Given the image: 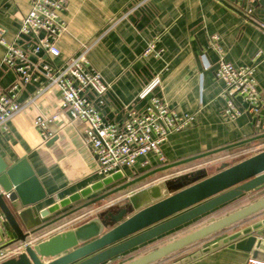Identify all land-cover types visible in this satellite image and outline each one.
<instances>
[{
    "label": "crops",
    "instance_id": "0c3cea01",
    "mask_svg": "<svg viewBox=\"0 0 264 264\" xmlns=\"http://www.w3.org/2000/svg\"><path fill=\"white\" fill-rule=\"evenodd\" d=\"M29 6V0H0V26L5 29L6 42H15L16 46L22 47L27 52L28 61L35 67L33 80L16 94L18 102L24 103L36 89L46 84L42 74L44 65L61 67L69 58L86 51L90 69L110 85L105 93L104 105L99 110L104 122L122 125L130 114L139 116L144 113L150 99L156 96L180 114L195 115L196 120L189 128L168 136L161 144L164 163L152 154L140 157L134 166L123 169V178L116 184L256 137L253 115L245 112L235 120L223 117L224 101L220 96L223 83L215 75L218 58L209 37H219L224 58L235 67L255 66L257 90L264 97V29L261 27V24L264 25V0H64L60 19L66 30L55 40L59 55L53 58L44 53L31 54L28 37L22 36L16 40L20 21L29 12ZM247 6L253 10V20L246 19L240 11ZM154 39L155 49L160 51L159 57L145 56L148 44ZM4 52L5 47L0 45V60ZM257 53L259 55L254 61ZM18 81L12 69L1 70V91ZM37 116L51 120L46 129L50 138L44 139L43 132L34 127ZM259 143L256 140L248 141L243 146H257ZM0 158L7 165L25 159L46 195L36 205L21 207L18 201L8 203L23 232L39 229L64 216L68 209L61 207L60 203L89 190L100 180L97 175L98 163L91 147L84 141V125L62 111L61 97L54 87L38 96L34 104L25 105L5 123V128L0 130ZM169 171L146 178L124 196L179 173L178 170ZM100 192L91 191L80 200H89ZM256 192L246 194L191 224L159 237L131 251L119 261L113 260L111 264H125L192 233L252 203ZM116 198L119 196L110 198L102 206L109 207V201L115 204ZM56 204L59 208L50 212L49 209ZM92 210L93 207L85 213ZM74 219L64 217L56 224L39 230L30 238L31 244H38L58 232L74 229L92 220L65 228ZM256 222L237 225L202 246L177 253L169 258L167 264ZM3 234L4 245L15 239L7 224ZM256 235L264 238V226ZM18 246L7 245L4 248L12 251L8 258L23 252ZM249 258L250 254L225 246L188 264H246Z\"/></svg>",
    "mask_w": 264,
    "mask_h": 264
},
{
    "label": "water",
    "instance_id": "95a60500",
    "mask_svg": "<svg viewBox=\"0 0 264 264\" xmlns=\"http://www.w3.org/2000/svg\"><path fill=\"white\" fill-rule=\"evenodd\" d=\"M261 138H264V135L256 139ZM254 140V138L244 140L145 173L90 200L81 208L102 202L107 196L123 192L158 172L175 169L211 154L239 148L246 142ZM195 171L165 178L158 184L150 185L134 194L127 193L126 198L115 205L120 208L115 213L109 211L104 218L99 213L90 222L58 232L57 235L38 244H31L30 238L39 230L56 224L65 215L40 226L39 229L23 232L8 203L18 201L21 207L36 205L43 201L46 195L25 159L7 165L0 158V214L15 235V239L4 245L5 236L0 230V250L7 245H19L18 248L23 251L0 264H111L113 260L119 261L131 251L191 224L246 194L261 190L264 187V150L234 165L222 163L216 173L199 181L193 180ZM122 178L120 174L107 177L95 183L89 190L81 192L80 195H73L70 199L61 202L60 206L70 205L86 197L91 191H104L119 183ZM178 182L186 185L173 190ZM57 208L59 205L56 204L49 211L53 212ZM262 210H264V197L125 264L157 263L212 234L234 229L233 227L244 219ZM263 226L264 218L170 264H188L225 246L248 253L253 260L264 262V238H258L256 235Z\"/></svg>",
    "mask_w": 264,
    "mask_h": 264
},
{
    "label": "built area",
    "instance_id": "2783aa9c",
    "mask_svg": "<svg viewBox=\"0 0 264 264\" xmlns=\"http://www.w3.org/2000/svg\"><path fill=\"white\" fill-rule=\"evenodd\" d=\"M256 0H250L255 2ZM29 12L19 25L18 35L30 38L31 54L44 53L50 58L59 55L55 45L57 37L66 30L60 14L64 8V0H29ZM248 20H253V10L241 9ZM264 29V25L261 24ZM5 29L0 26V45L5 52L0 60V72L4 68L12 69L18 77V82L6 90H0V130L5 123L16 116L28 104H34L36 98L45 91L56 88L61 97L62 111L74 121L84 125V141L91 147L96 163L97 175L103 181L115 174L123 177V169L132 167L140 157L154 155L164 163L161 144L168 136L189 128L196 120L193 114H180L170 108L158 96L150 99L144 113L139 116L134 113L122 125L104 122L100 107L104 105L105 93L110 85L103 82L99 74L89 67L86 51L69 58L61 67L44 65L42 74L46 84L36 89L33 96L24 103L18 102L16 94L19 89L32 80L35 67L27 59V52L15 42H6ZM156 40L148 44L144 55L159 57L160 51L155 48ZM209 41L218 58L215 75L223 83L221 98L224 101L223 117L235 120L247 112L255 117L254 129L257 137L264 135V97L257 90L254 79V65L235 67L224 58L219 37L210 36ZM259 53L254 58L257 59ZM246 105L245 107L243 106ZM50 119L37 116L33 125L43 132L44 139L50 138L46 129ZM6 220L0 215V230L4 231ZM12 254L8 249L0 250V262ZM246 264H264L249 258Z\"/></svg>",
    "mask_w": 264,
    "mask_h": 264
},
{
    "label": "rangeland",
    "instance_id": "374dc122",
    "mask_svg": "<svg viewBox=\"0 0 264 264\" xmlns=\"http://www.w3.org/2000/svg\"><path fill=\"white\" fill-rule=\"evenodd\" d=\"M262 150H264V143H260L257 146H243V147H239V148H234L232 150L222 151L219 153L211 154L208 157H204V158H201L198 160H194V161H192V163L181 165V166L177 167L176 170L175 169H173V170H175V171L178 170L179 173H176L177 175L186 174V173H189V172L196 170L195 171L196 173H195L193 180L199 181V180H202L206 177H209V175L216 173L222 163L227 162L230 165H234L236 163L243 161V159H246L248 157H251V156H254V155L260 153V151H262ZM175 171L170 170L169 172H175ZM168 177H170V176H168ZM139 185L137 184L133 187H130V188L124 190L123 192L119 193V194L113 195L111 198H115V197H118L120 195H124V193H126L128 191L136 189ZM185 185L186 184H180V182H178L174 185L173 190H175V189L178 190V189L184 187ZM254 194H256V195L251 200H254L257 197H260L261 195L263 196L264 195V188H262L259 192H256ZM89 200H77V201L73 202L72 204L65 207L66 210L68 209L66 212H64V213H66L65 217H67L68 220L75 218L73 220V222L67 224L65 226V228L72 227V226L74 227V225L81 224L82 222H85V221H89L90 219H93L94 216H97V214L105 212L107 210V208H109V207L104 208L102 206V208H100L101 210L99 213L97 211L95 212V209H99L96 207L103 205L106 201L105 202L102 201L100 203L90 205L87 208H81L84 205V203L89 201ZM114 203L115 204H113V202H111L110 207L111 206L114 207L115 205H117V203H120V201L119 200L117 202L114 201ZM91 207H93L94 210H92V212L90 211V213H85L86 211L90 210Z\"/></svg>",
    "mask_w": 264,
    "mask_h": 264
},
{
    "label": "trees",
    "instance_id": "16d2710c",
    "mask_svg": "<svg viewBox=\"0 0 264 264\" xmlns=\"http://www.w3.org/2000/svg\"><path fill=\"white\" fill-rule=\"evenodd\" d=\"M256 138H258L257 136L256 137H254V139L258 142H260V143H264V138H261V139H256ZM259 143V144H260ZM198 175V174H197ZM196 175V176H197ZM180 184H184V183H180ZM262 197H264V195L262 196H260V197H257L256 199H254V201H257V200H259V199H261ZM253 201V202H254ZM250 204V203H249ZM245 206V205H244ZM240 209V208H239ZM262 217H264V210H262L260 213H258V214H255V215H253V216H250V217H248V218H246V219H244V221H242L241 223H239L238 225H244V224H247V223H250V222H256V221H258V220H260ZM9 228V227H8ZM221 233H225V231H222V232H217V233H215V234H212L210 237H208V238H206V239H204V240H202V241H199V242H197V243H194V245H192V246H189V247H187V248H185V249H183V250H180V251H178L177 253H185L186 251H188L189 249L188 248H190V249H192V248H194V247H197V246H202V245H204L207 241H210L212 238H217V237H219L220 235H221ZM177 253H175V254H173V255H170V256H168V257H166V258H164V259H162V260H160L159 262H157V263H153V264H167L168 262V260H169V258L170 257H172V256H174V255H177Z\"/></svg>",
    "mask_w": 264,
    "mask_h": 264
},
{
    "label": "flooded vegetation",
    "instance_id": "af4514ba",
    "mask_svg": "<svg viewBox=\"0 0 264 264\" xmlns=\"http://www.w3.org/2000/svg\"><path fill=\"white\" fill-rule=\"evenodd\" d=\"M126 182V181H125ZM123 183H121V184H116V185H113V186H110V187H108L106 190H104V191H102V192H100V194H98L97 196H94V197H92V198H90V200H92V199H94V198H96V197H98V196H100V195H103V194H106L107 192H109V191H111V190H113V189H115V188H117V187H119L120 185H122ZM119 193H121V192H118V193H115V194H111V195H109V196H107V199H105L103 202H105V201H107V200H109L113 195H116V194H119ZM122 198L124 199V198H126L124 195L123 196H119V198H116L114 201H117V200H122ZM90 200L89 201H87V202H85V203H88V202H90ZM84 203V204H85ZM98 203H100V202H98ZM108 203H111L110 201L108 202ZM97 204V203H96ZM107 206V205H106ZM96 208H102V205H100V206H97ZM99 209H95V212L96 211H99L100 212V210ZM120 208H117L116 206H114V207H110L109 206V208H107V210L105 211V212H102V213H100L101 215H102V217L104 218V217H107V214H108V212L110 211V212H112V213H115L116 211H118ZM98 212V213H99ZM66 214V213H65ZM58 217H60V216H58ZM57 219V218H56ZM56 219H54V220H56ZM53 220V221H54Z\"/></svg>",
    "mask_w": 264,
    "mask_h": 264
}]
</instances>
